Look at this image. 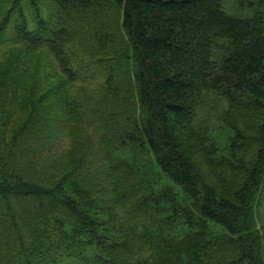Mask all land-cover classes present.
Returning a JSON list of instances; mask_svg holds the SVG:
<instances>
[{"label":"trees","instance_id":"obj_1","mask_svg":"<svg viewBox=\"0 0 264 264\" xmlns=\"http://www.w3.org/2000/svg\"><path fill=\"white\" fill-rule=\"evenodd\" d=\"M228 1L232 12L245 15L226 13L225 0H118L122 29L135 57L130 76L141 115L104 120L117 141L109 152L131 153L129 160L111 158L109 173H144L145 155L150 154L157 181L163 175L169 182L158 192L147 188L146 196L122 217L114 206L103 208L94 200L77 177L78 167L45 180L31 179L30 155L54 149L48 138L60 126L59 113L52 111L48 119L51 110L30 107L23 125L9 128L10 110L0 111V264H57L52 254L58 248L69 250L75 264H146L134 258L135 245L138 250L148 247L153 256L166 255L171 259L167 264H204L203 254L217 244V237H210L214 226L223 230V240L233 239L239 252L232 262L220 264H262L251 217L264 173V0ZM90 8L88 0H0V46L46 48L62 74L73 80L70 33L58 25L64 16ZM109 72L106 85L118 96L123 74ZM114 81L119 85L112 88ZM6 89L0 75V100ZM26 93L10 90L9 109L23 108ZM210 96L227 104L223 121L234 133L228 156L216 154L224 150L209 138L206 122L196 121L211 105ZM231 112L260 113L257 145L234 130L227 118ZM250 151L254 163L246 167ZM198 158L213 174L236 172L245 179L228 197L202 171ZM137 182L126 191L138 196L142 190ZM114 185L110 183V194L124 203ZM183 228L189 231L182 236L175 232ZM55 233L64 243L51 241Z\"/></svg>","mask_w":264,"mask_h":264},{"label":"rangeland","instance_id":"obj_2","mask_svg":"<svg viewBox=\"0 0 264 264\" xmlns=\"http://www.w3.org/2000/svg\"><path fill=\"white\" fill-rule=\"evenodd\" d=\"M88 2L90 9L80 13L72 12L70 16H64L58 25L66 28L70 33L67 53L70 66L74 71L73 80L69 81L62 74L52 54L46 48H25L21 44L12 43L0 46V68L8 72L2 73L0 70L1 79L7 88V91L2 93L0 111L6 114V111L10 110L11 117L7 121L9 128L21 127L26 121L30 107L44 110V113L50 112L49 110L59 113L60 126L48 138L50 141L48 145L54 146V149L47 151L48 153L39 151L35 155H30L31 179L45 180V178L70 173L78 167L77 177L91 191L94 200L103 208L114 206L117 209L115 211L117 215L122 217L126 210L137 206L139 197L146 196L147 188L153 186L158 192L169 182L163 175L160 181H157L158 169L156 166L153 167V158L150 154L145 155L148 163L144 173L139 170L138 175H131L132 177L122 176L120 171L109 173V166L114 164L110 162L111 158L112 160H129L131 153L126 150L113 151V154L109 152L117 141L114 131L110 132L103 124L110 115L114 116L113 120L119 117L118 114L124 118L133 113L135 116L141 115L133 75L130 76L136 64L130 40L122 29V7L118 0H88ZM231 5V1L225 0L223 8L226 13L245 15L243 12L239 14L232 12ZM49 10L48 6L46 11L49 12ZM110 70L112 74L115 72L118 76L123 74L120 80L123 79L125 84L118 96L106 85ZM125 74L130 76L129 81ZM111 84L112 88L119 85L117 81ZM14 88L27 92L26 98H23L25 101L23 108L16 105L15 109L12 107L9 109L10 90ZM17 93L20 96L21 93ZM210 101L211 105L198 113L196 121L206 122V126L209 127V138L218 148L224 150L216 151V154L228 156L226 147L230 144L234 133L223 121L227 104L222 98L215 96H210L208 102ZM35 102L38 104L35 105ZM52 115L53 112L47 118H52ZM227 118L234 130H239L246 138H249L250 144L257 145V126L261 119L259 112L245 115L231 112ZM2 119L4 118L0 117V121ZM31 135L33 134L26 135L30 142ZM244 161L246 167L253 165L252 151L246 154ZM198 163L202 171L209 172L210 180L216 181L218 188L228 197L241 186L245 179L244 174L236 172L219 171L213 174L201 158H198ZM137 180L142 190L138 196L126 191ZM111 182L115 184V190L121 194V197H125L122 200L124 203L119 204L117 198L110 194ZM174 192L181 200L182 194L179 189L174 187ZM252 213L255 244L260 261L264 264V173L255 194ZM177 231L182 236L189 230L183 228L176 229L175 232ZM137 232H140V229ZM211 232L214 235L210 237H217V244L205 251L202 262L220 264L235 260L239 252L235 244H231L233 239L223 240L222 236L225 234L216 226L211 229ZM134 233L137 234L136 231ZM51 241L64 243L63 236L56 233L52 235ZM135 246L134 258L145 260L146 264H167L171 260L166 255L153 256L148 247L138 250L137 245ZM68 252L69 250L58 248L52 256L57 258V264L60 263V258L63 260L60 264H75L74 259L68 258Z\"/></svg>","mask_w":264,"mask_h":264}]
</instances>
